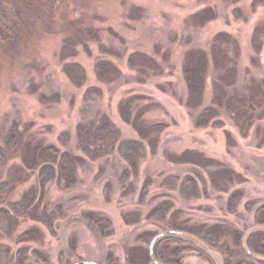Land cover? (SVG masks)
Instances as JSON below:
<instances>
[{"label": "rangeland", "instance_id": "obj_1", "mask_svg": "<svg viewBox=\"0 0 264 264\" xmlns=\"http://www.w3.org/2000/svg\"><path fill=\"white\" fill-rule=\"evenodd\" d=\"M54 3L16 44L0 42V146L21 136L0 180L25 177L11 199L32 188L40 207L58 208L52 233L37 225L30 241L0 240L5 264H264L245 245L264 230L253 218L264 204V0ZM78 128L109 131L114 149L88 157ZM52 141L81 159L70 186L46 190L20 156ZM186 153L202 165L179 162ZM216 167L232 179L211 183ZM173 226L215 231L221 248L182 234L150 251Z\"/></svg>", "mask_w": 264, "mask_h": 264}, {"label": "trees", "instance_id": "obj_2", "mask_svg": "<svg viewBox=\"0 0 264 264\" xmlns=\"http://www.w3.org/2000/svg\"><path fill=\"white\" fill-rule=\"evenodd\" d=\"M54 6V0H0V42L6 44H16L17 40L23 37L25 32L31 28L33 22L43 18L44 12L51 13V10ZM32 16H34V19ZM199 88V85H194L193 83L190 86V89L194 90V94ZM218 88L222 89L220 86H218ZM51 97L55 98V95H51ZM6 116L10 115L6 114ZM202 121H204V119H202ZM212 122L214 126L221 125L219 120H214ZM110 124L111 122L106 120V122H102L101 125H107V127H109ZM46 125H48L50 128L52 127L51 124ZM142 127L143 126H141L138 130L140 132H146V130H142ZM84 129L85 128H78L77 133L79 137L85 135V138L81 140L80 143L82 145V150L88 157L96 158L107 154L112 151V149H114V147H112L113 144L111 141L114 138H111L109 131H103L101 136L96 135L91 137L90 132L86 129L85 131ZM139 136L142 135L140 134ZM20 137L21 136L16 132H12L7 135L6 139L2 141V146H0V159L2 156H7L8 153H15L19 150V145L21 143ZM80 159V155H76V153L73 154L67 150H61V148L52 141L51 143L47 144H38L34 150H30L28 152L22 151L20 156V161L22 163L20 164L19 169H21L22 173L25 172L24 175H28L26 171L37 169L38 174H40V185L46 190L49 188V184L46 183H50L51 181L54 182V180L58 185L60 184L63 187L66 185L65 187H67L70 186L69 183L73 179L74 175L73 171L78 168V161ZM177 160L181 163L196 161L202 165V160L199 161L187 153L180 155ZM208 177V180H210L211 183H214L215 185H220V180L225 178H229L230 180L232 179L230 170L224 167H216L214 171L208 174ZM21 178V176L19 179L8 177L6 179L0 180V240L4 238L9 239L11 237H15L16 242L30 241L31 239L38 237V234H41L37 228V225L41 226L44 231H47L48 233H52L54 231V218L56 216L55 209H58L56 208V205L53 207H40L39 203L37 201L35 202L36 195H34V189L32 188L26 189L19 199H11V195L13 193L11 185H14L13 183L17 184L19 182L20 184L26 181L24 180L25 177L24 179ZM189 181L194 182L193 178L190 176H186L180 181V184L182 185L181 193H185L186 197L191 198L193 195H195V189L184 187ZM161 208L164 209L163 207ZM156 212L159 213L160 217L164 215V210H158L152 214H155ZM263 212L264 204L259 205L254 210L253 218L255 225L264 224ZM33 224H36V226H33ZM18 229H22L21 232L19 231L17 235H14ZM201 232L202 230L200 228L194 226H173L172 229L162 232L164 233L163 235L156 237L154 243L156 244L157 241L163 239H172L176 240L177 242H183L184 239L182 238V234H189V236L196 240V242L199 240L201 244L204 243L205 245L217 250L221 248L214 241V239H216L214 234L215 231H213L214 233L212 231L206 232L203 235H201ZM248 234L249 237L247 238V242H245V245H248V247H246L247 256H250L254 253L255 255H261L264 257V230L262 231L256 228L248 232ZM156 235L157 234L153 235L152 237L154 238ZM252 239H254V244L251 242ZM212 241H214V243ZM6 247L7 246H4V244L0 243V264H5L8 259ZM262 262L264 263L262 260L258 261V263ZM238 263L243 264L246 262L245 260L241 259Z\"/></svg>", "mask_w": 264, "mask_h": 264}, {"label": "water", "instance_id": "obj_3", "mask_svg": "<svg viewBox=\"0 0 264 264\" xmlns=\"http://www.w3.org/2000/svg\"><path fill=\"white\" fill-rule=\"evenodd\" d=\"M163 234H164V233H159V234H157V235L153 238V240L151 241V244H150V251H151V247H152L153 242H154V240L156 239V237L161 236V235H163ZM71 264H99V263L94 262V261H91V260H86V261H78V262H74V263H71Z\"/></svg>", "mask_w": 264, "mask_h": 264}, {"label": "flooded vegetation", "instance_id": "obj_4", "mask_svg": "<svg viewBox=\"0 0 264 264\" xmlns=\"http://www.w3.org/2000/svg\"><path fill=\"white\" fill-rule=\"evenodd\" d=\"M155 242V241H154ZM153 259V258H152Z\"/></svg>", "mask_w": 264, "mask_h": 264}]
</instances>
